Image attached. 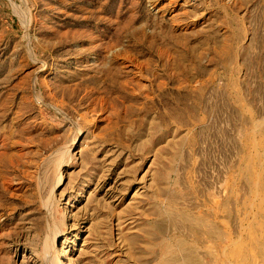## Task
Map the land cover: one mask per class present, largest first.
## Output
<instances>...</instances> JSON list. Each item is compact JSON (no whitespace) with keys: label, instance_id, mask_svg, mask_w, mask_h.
<instances>
[{"label":"rangeland","instance_id":"obj_1","mask_svg":"<svg viewBox=\"0 0 264 264\" xmlns=\"http://www.w3.org/2000/svg\"><path fill=\"white\" fill-rule=\"evenodd\" d=\"M0 264H264V0H0Z\"/></svg>","mask_w":264,"mask_h":264}]
</instances>
